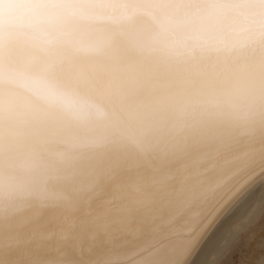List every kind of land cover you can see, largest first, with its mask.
I'll return each instance as SVG.
<instances>
[{"label": "bare ground", "instance_id": "1", "mask_svg": "<svg viewBox=\"0 0 264 264\" xmlns=\"http://www.w3.org/2000/svg\"><path fill=\"white\" fill-rule=\"evenodd\" d=\"M263 208L264 0H0V264H214Z\"/></svg>", "mask_w": 264, "mask_h": 264}, {"label": "rangeland", "instance_id": "2", "mask_svg": "<svg viewBox=\"0 0 264 264\" xmlns=\"http://www.w3.org/2000/svg\"><path fill=\"white\" fill-rule=\"evenodd\" d=\"M248 226L253 229V233L238 232L220 249L214 264H256L254 257L262 251V238L259 236H264V208Z\"/></svg>", "mask_w": 264, "mask_h": 264}]
</instances>
